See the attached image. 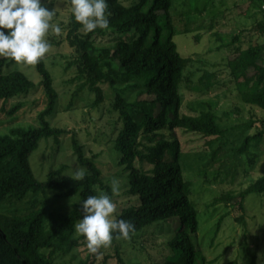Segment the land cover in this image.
Returning <instances> with one entry per match:
<instances>
[{
  "label": "trees",
  "instance_id": "16d2710c",
  "mask_svg": "<svg viewBox=\"0 0 264 264\" xmlns=\"http://www.w3.org/2000/svg\"><path fill=\"white\" fill-rule=\"evenodd\" d=\"M196 1L195 12L203 13L209 0L203 1L201 9ZM107 2L108 29L83 34L82 26L71 13L67 40L76 53L69 65L74 66L75 78L81 82L79 90L92 93L96 107L104 100L102 86H107L111 109L117 115V125L120 124L113 149L119 154L117 164L127 173V194L135 196L136 203L123 208L116 219L134 225L129 238L156 222H175L166 243L168 253L157 264H197L199 252L193 242L198 229L197 210L190 200L191 184L182 175L181 148L174 132L200 135L209 146L221 141L226 131L219 127L211 112L197 116L179 112V87L189 59L180 55L173 40L169 14L173 1L130 0L127 5L119 0ZM99 37H107L109 44L96 46ZM14 62L0 57V102L3 103L34 89V84L21 71H3ZM226 62L241 101L264 112V42L237 51ZM34 65L47 98L46 107L38 114L37 127L14 128L7 136H0V206L6 200L21 202L28 194L46 190L60 200L78 195L80 203L67 213L48 210L45 204L24 215L0 212V264H55L52 254H69L80 247L85 243L83 237L75 236V225L82 219L80 204L89 196H98V190L105 188L100 170L85 157L83 146L75 136H72V150L76 162L84 169L83 180L65 175L63 166L51 169L45 182L38 181L33 174L29 156L38 148L39 141L67 133L52 128L47 121L58 95L43 58ZM20 106H14L10 112ZM250 127L248 123L239 129L244 133ZM163 131L171 133L170 139H164L160 134ZM260 139V133L245 136L233 153L249 154ZM143 141L149 144L144 146ZM216 152L213 150V157ZM144 163L150 169L144 170ZM250 194H264V176L237 196L227 193L217 197L214 203L238 199V206L243 209L242 203ZM36 204L37 201L32 202L33 208ZM117 236L113 234V242L122 239Z\"/></svg>",
  "mask_w": 264,
  "mask_h": 264
},
{
  "label": "rangeland",
  "instance_id": "374dc122",
  "mask_svg": "<svg viewBox=\"0 0 264 264\" xmlns=\"http://www.w3.org/2000/svg\"><path fill=\"white\" fill-rule=\"evenodd\" d=\"M119 1L125 5L130 3V0ZM172 1L169 14L173 40L180 55L189 59L179 87V112L186 116L211 112L219 127L226 131L221 141L209 146L200 135L174 132L181 148L182 175L191 184L190 200L197 210L198 229L193 238L194 248L199 252L197 264H264V194L248 195L242 203L243 209L239 208L238 199L214 203L217 197L227 193L237 196L264 176V112L241 101L226 62L237 51L264 42V1L209 0L203 13L195 12L194 0ZM203 1H196L199 9ZM42 4L54 10L52 23L62 29L59 36L52 31L46 36L51 48L43 60L58 95L47 121L52 128L67 133L58 138L41 139L29 156V164L40 182L46 181L51 169L61 166L65 167V175L75 178L77 172H84L73 155L71 142L75 136L83 146L85 157L101 172L105 188L98 190V196L112 197L117 215L123 208L134 205L136 197L127 194V173L117 164L119 154L113 149L120 124L117 125V115L111 109L110 90L102 86L104 100L96 107L94 95L85 89L79 90L81 82L75 78L74 66L69 65L76 55L67 40L69 0H42ZM234 37L237 38L234 40ZM107 39L99 37L95 45L105 47L109 44ZM8 70L21 71L34 84V89L27 95L0 102V136H7L14 128L37 127L38 114L45 109L47 101L34 64L14 62L3 69ZM16 105L21 106L11 113ZM248 123L251 127L243 133L239 127ZM259 133L260 142L251 147L249 154L233 153L245 136ZM160 134L170 139L171 133ZM143 144L149 143L143 141ZM213 150L217 151L214 157ZM142 166L144 170L150 169L146 163ZM114 181L119 185L117 192L113 191ZM34 201L37 204L33 208ZM76 203H80L78 195L60 200L46 190L28 194L21 202L6 200L0 212L24 215L45 204L48 210L67 213ZM175 225V222H156L132 238L112 241L95 253L85 241L69 254H52V260L55 264H157L168 253L166 243ZM75 236L78 237L76 231Z\"/></svg>",
  "mask_w": 264,
  "mask_h": 264
},
{
  "label": "clouds",
  "instance_id": "9594fccd",
  "mask_svg": "<svg viewBox=\"0 0 264 264\" xmlns=\"http://www.w3.org/2000/svg\"><path fill=\"white\" fill-rule=\"evenodd\" d=\"M107 9V0H71L72 16L86 34L109 28ZM54 15L42 0H0V57L27 65L39 62L51 48L46 39L49 31L57 36L62 32L58 24L52 23ZM75 179L83 180L84 174L77 172ZM113 191H119L115 181ZM80 207L82 219L76 223L75 231L92 253L111 244L113 234L128 239L134 230L130 222L116 219L117 205L107 194L89 196Z\"/></svg>",
  "mask_w": 264,
  "mask_h": 264
}]
</instances>
